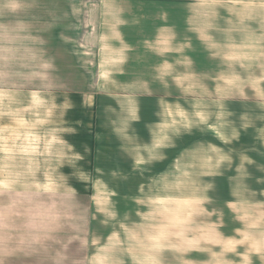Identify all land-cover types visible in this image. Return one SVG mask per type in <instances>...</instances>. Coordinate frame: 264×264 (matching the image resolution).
Returning <instances> with one entry per match:
<instances>
[{
    "label": "crops",
    "instance_id": "obj_1",
    "mask_svg": "<svg viewBox=\"0 0 264 264\" xmlns=\"http://www.w3.org/2000/svg\"><path fill=\"white\" fill-rule=\"evenodd\" d=\"M200 1L0 0V87L86 100L108 187L263 189L264 4ZM142 214L63 259L264 264L263 211L202 214L197 230Z\"/></svg>",
    "mask_w": 264,
    "mask_h": 264
},
{
    "label": "rangeland",
    "instance_id": "obj_2",
    "mask_svg": "<svg viewBox=\"0 0 264 264\" xmlns=\"http://www.w3.org/2000/svg\"><path fill=\"white\" fill-rule=\"evenodd\" d=\"M85 102L75 94L0 87V264H75L63 256L85 243L87 230L99 241L107 230L143 223L147 210L161 230H197L202 214L228 213V220L264 212V188L108 187L117 184L110 181L115 175L86 155Z\"/></svg>",
    "mask_w": 264,
    "mask_h": 264
}]
</instances>
